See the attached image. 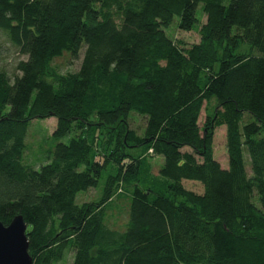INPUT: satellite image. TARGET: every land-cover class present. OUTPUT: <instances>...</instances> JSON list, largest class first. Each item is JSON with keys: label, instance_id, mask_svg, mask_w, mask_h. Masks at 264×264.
<instances>
[{"label": "trees", "instance_id": "obj_1", "mask_svg": "<svg viewBox=\"0 0 264 264\" xmlns=\"http://www.w3.org/2000/svg\"><path fill=\"white\" fill-rule=\"evenodd\" d=\"M175 18L199 25L197 44L167 37ZM0 32L26 57L13 81L0 71V222L22 217L33 264H264V0H0ZM82 47L78 72L52 67ZM50 118L57 143L36 170L27 129ZM105 173L101 197L77 205ZM116 195L130 201L123 231L105 224Z\"/></svg>", "mask_w": 264, "mask_h": 264}, {"label": "rangeland", "instance_id": "obj_2", "mask_svg": "<svg viewBox=\"0 0 264 264\" xmlns=\"http://www.w3.org/2000/svg\"><path fill=\"white\" fill-rule=\"evenodd\" d=\"M197 18L200 19V23L204 22V16L201 15L200 10L197 11ZM199 23V24H200ZM178 19L175 18L173 23L165 30L167 37L173 41L181 42L185 47L197 44L199 40V25L195 26L192 31L184 32L177 27ZM245 49V48H244ZM84 54V48L78 52L77 57L64 53L61 57L53 60L52 67L60 74H70L78 72L82 58ZM26 61V57L19 54L16 48H14L6 35L0 32V71L4 72L10 81H13L16 76H20L16 67L19 62ZM215 101L212 100L208 103L203 102L202 109L199 116V127H202L206 116L213 112ZM144 118L137 115L130 114L128 118L129 130L133 131L136 135L142 136L144 130ZM56 129V120L54 118L46 120H34L30 123L26 138H25V152L23 154L24 164L30 166L33 169L38 170L42 165H45L48 161L50 151L54 149L56 141L52 139V134ZM77 134L71 132L66 137L61 139L59 143L67 144L70 139ZM98 135V133H97ZM225 127L217 128L214 131L212 149L213 159L218 162L221 169L226 170L228 168V156L225 145ZM139 151L128 150L127 153L133 157H136ZM243 161L247 175L250 176V164L246 151L243 149ZM152 174L157 175L159 169L163 165L162 157H156L151 162ZM106 179V173L103 174L99 181L97 189H90L86 192H80L75 198L77 205L83 203L96 202L102 195L104 182ZM183 187L186 190L193 191L196 194H202L203 188L197 182L183 181ZM130 192V189L126 190ZM130 201L125 195L115 196L113 201L109 204V210L106 212L105 224L109 229L115 231H123L127 223V213ZM71 263V257L66 261V264Z\"/></svg>", "mask_w": 264, "mask_h": 264}, {"label": "water", "instance_id": "obj_3", "mask_svg": "<svg viewBox=\"0 0 264 264\" xmlns=\"http://www.w3.org/2000/svg\"><path fill=\"white\" fill-rule=\"evenodd\" d=\"M26 229L21 216L14 217L8 226L0 222V264H33Z\"/></svg>", "mask_w": 264, "mask_h": 264}]
</instances>
